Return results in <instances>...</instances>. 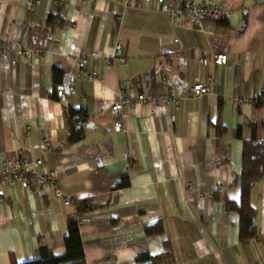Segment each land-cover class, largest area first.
Segmentation results:
<instances>
[{
	"label": "crops",
	"instance_id": "0c3cea01",
	"mask_svg": "<svg viewBox=\"0 0 264 264\" xmlns=\"http://www.w3.org/2000/svg\"><path fill=\"white\" fill-rule=\"evenodd\" d=\"M247 1L226 0L231 17L209 36L139 0H64L59 26L48 24L49 0L34 6L0 0V33L44 52L28 61L0 46V166L10 156H43L67 194L96 202L80 222L86 264H138L140 251L160 254L166 242L172 264L264 261V178L251 193L255 237L242 241L238 212L225 208L226 199L239 196L251 121L264 141V106L252 101L264 89V4ZM118 40L126 62L115 57ZM219 53L227 54L226 63L214 62ZM78 55L84 75L71 81L66 106L56 90L73 76ZM54 66L63 71L60 82ZM91 72L96 80L87 79ZM210 77L209 93L155 112L148 102L136 103L124 110V128H114L111 104L120 95L159 96L170 86L180 93ZM69 106L87 113L84 137L75 143L68 141ZM74 213L48 189L0 194V264L40 257L42 244L64 254ZM158 221L164 233L148 236L145 226Z\"/></svg>",
	"mask_w": 264,
	"mask_h": 264
},
{
	"label": "built area",
	"instance_id": "2783aa9c",
	"mask_svg": "<svg viewBox=\"0 0 264 264\" xmlns=\"http://www.w3.org/2000/svg\"><path fill=\"white\" fill-rule=\"evenodd\" d=\"M29 6H34L41 0H23ZM64 0H49L51 4L50 13L58 15ZM82 3H93L96 0H81ZM125 4H130L133 0H123ZM143 4L160 9L166 16L179 26H188L197 28L206 35H214L219 24L230 19L231 10L227 6L226 0H139ZM249 5H263L264 0H248ZM0 46L7 53H15L28 61L35 60L43 50L32 45L17 43L7 35L0 33ZM115 57L120 62H126L127 55L122 41H116L114 45ZM76 63V70L73 73V79H79L84 75V58L80 55L73 57ZM228 60L227 54L219 53L214 55L216 64H224ZM87 79L96 80L97 72L87 73ZM215 79L210 77L207 82L197 80L190 87H184L180 93H177L174 86L168 87L167 91L159 96L148 95L145 92H129L120 97L111 104V110L115 115L113 122L114 128L122 130L124 128V110L128 106L136 103L148 102L153 112L161 105L174 103L178 105L184 97H198L211 91V86ZM58 100L69 104V97L64 87L56 90ZM264 96V89L261 94L253 98L257 104ZM239 102L240 99H237ZM44 146H48L49 141L44 139ZM23 190H51L55 198H61L64 204L69 208L75 207V201L71 195L64 189L62 178L58 170L51 169L45 165L43 156L37 158H27L24 156L7 157L0 166V194L8 189ZM200 196V193H197ZM84 221L82 219L80 222ZM264 264V261L262 262Z\"/></svg>",
	"mask_w": 264,
	"mask_h": 264
},
{
	"label": "trees",
	"instance_id": "16d2710c",
	"mask_svg": "<svg viewBox=\"0 0 264 264\" xmlns=\"http://www.w3.org/2000/svg\"><path fill=\"white\" fill-rule=\"evenodd\" d=\"M48 24L53 26L62 25L63 20L60 17V13L58 15L50 13ZM39 49L43 50L42 48ZM62 72L60 67H53L52 74L55 82L61 81L63 77ZM257 105L264 106V96L259 100ZM66 118L69 127L68 141L75 143L82 140L84 137V124L87 121L86 111L82 108L69 106L66 109ZM249 124L252 126L253 134L243 142L241 169L237 180L239 184V196L237 200L228 198L225 201V208L235 210L240 216V239L244 242L258 234L256 222L257 209L251 202V193L254 185L264 178V141L256 139V123L251 121ZM217 130L220 133L224 130L220 122L217 123ZM124 185V182L119 184V186ZM96 206V202L90 197L75 201V213L69 216L67 220V234L64 237L66 251L64 254L56 255L46 245L42 244L40 246V257L29 259L19 264H86L84 244L80 231V220L86 212L94 209ZM164 231L162 221L145 226V232L148 236L162 234ZM135 260L138 264H163L166 260L169 261L166 264H172L170 244L166 242L164 250L157 255H152L148 250L144 249L137 254Z\"/></svg>",
	"mask_w": 264,
	"mask_h": 264
},
{
	"label": "water",
	"instance_id": "95a60500",
	"mask_svg": "<svg viewBox=\"0 0 264 264\" xmlns=\"http://www.w3.org/2000/svg\"><path fill=\"white\" fill-rule=\"evenodd\" d=\"M73 80V76L71 75H67L64 77V83H65V91L66 93H69L70 92V84H71V81Z\"/></svg>",
	"mask_w": 264,
	"mask_h": 264
}]
</instances>
